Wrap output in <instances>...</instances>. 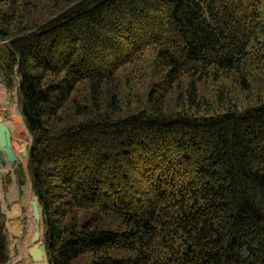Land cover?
Returning a JSON list of instances; mask_svg holds the SVG:
<instances>
[{"label": "trees", "instance_id": "trees-1", "mask_svg": "<svg viewBox=\"0 0 264 264\" xmlns=\"http://www.w3.org/2000/svg\"><path fill=\"white\" fill-rule=\"evenodd\" d=\"M0 73L50 264H264V0H0Z\"/></svg>", "mask_w": 264, "mask_h": 264}, {"label": "rangeland", "instance_id": "rangeland-1", "mask_svg": "<svg viewBox=\"0 0 264 264\" xmlns=\"http://www.w3.org/2000/svg\"><path fill=\"white\" fill-rule=\"evenodd\" d=\"M229 82L230 81L225 80L221 83V85L217 86H212L211 83H207L205 89L201 88V93L206 97L214 98L215 91H217L220 86L226 85L228 89L226 90L232 92L233 96H236L237 92H233L235 91V87ZM16 90L17 86L13 90L8 91L14 92L13 95L16 96ZM15 96L11 98V102L6 101L9 109L6 110V107L2 108L5 110L6 115L8 117L10 116L9 125L12 128L13 146L22 162L20 164L16 163L10 166L9 172L0 177V204L6 217V224L4 226L6 228L10 244V257H12V264H35L33 258L30 256L29 250L31 248V243L33 242V237L36 233L32 208V201L36 198V193L34 191L29 158L23 155V151L21 149L22 143L19 135V123L22 118V114L20 113L18 101ZM241 102L242 104H245L242 99ZM27 139V148H29L32 142V135L29 130ZM8 176L11 177L12 184L5 187L4 182ZM12 211L16 213L15 216L10 215V212ZM12 223L15 224V231L12 229V226L9 225ZM44 229L45 227L43 222V231ZM22 234H24V237H21ZM15 242H17V244ZM40 242L42 241H38L37 244ZM14 244H16L15 247H13Z\"/></svg>", "mask_w": 264, "mask_h": 264}, {"label": "water", "instance_id": "water-1", "mask_svg": "<svg viewBox=\"0 0 264 264\" xmlns=\"http://www.w3.org/2000/svg\"><path fill=\"white\" fill-rule=\"evenodd\" d=\"M18 81H19V85L17 88V100H18L20 113L22 114L24 122L29 132L32 135L31 145L29 148L23 150V155L30 159L32 147L34 143V136L29 126L27 125L26 117L24 116L20 106V89H21L20 78H18ZM16 163L20 164L21 160L20 157L17 155L13 146V134L10 127L6 123L4 116L0 113V166L7 167L6 165L8 164L14 165ZM32 208H33L34 220L38 223L37 231L33 237V241L38 242L42 239L41 240L42 242L32 246L29 250V253L36 264H50L48 251L44 248L46 232L45 229L43 232L40 229V224L43 225V207L40 203V199L38 196H36V198L32 201ZM3 224L5 225L6 222L4 221ZM21 237H24V234H22ZM15 243L17 244V242ZM16 244H14L13 247H15ZM10 258L11 259L5 264H12V257Z\"/></svg>", "mask_w": 264, "mask_h": 264}, {"label": "crops", "instance_id": "crops-1", "mask_svg": "<svg viewBox=\"0 0 264 264\" xmlns=\"http://www.w3.org/2000/svg\"><path fill=\"white\" fill-rule=\"evenodd\" d=\"M3 74L0 73V113L4 116L6 123H8V126L10 127V129L12 130L11 126L9 125L10 122V116L8 117L6 115L5 110L2 107H6V110L9 109L8 108V104L6 103V101L11 102V98L15 95H13L14 92H9L7 87L3 84L2 82V78H3ZM17 91V90H16ZM17 98V92H16V96ZM18 101V100H17ZM20 110V109H19ZM22 162V161H21Z\"/></svg>", "mask_w": 264, "mask_h": 264}, {"label": "bare ground", "instance_id": "bare-ground-1", "mask_svg": "<svg viewBox=\"0 0 264 264\" xmlns=\"http://www.w3.org/2000/svg\"><path fill=\"white\" fill-rule=\"evenodd\" d=\"M15 144V143H14ZM21 149H22V147H21Z\"/></svg>", "mask_w": 264, "mask_h": 264}]
</instances>
